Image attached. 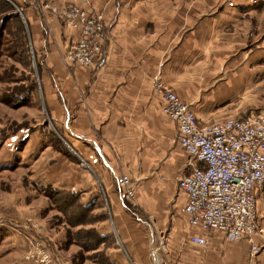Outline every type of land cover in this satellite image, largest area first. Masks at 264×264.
I'll use <instances>...</instances> for the list:
<instances>
[{"label":"crops","instance_id":"1","mask_svg":"<svg viewBox=\"0 0 264 264\" xmlns=\"http://www.w3.org/2000/svg\"><path fill=\"white\" fill-rule=\"evenodd\" d=\"M90 1L103 15V53L96 63L98 78L90 74L80 80L76 71L70 73L71 80L83 82L84 92L63 94L58 88L50 106L61 140L72 152L70 158L58 150L57 180L65 187L73 184L84 204L108 208V220L121 232L131 264H264V240L258 242L260 252L252 254L246 241L190 227L186 216L176 212L184 204L176 185L190 171L188 155L152 86L153 77L160 79L192 106L200 124L247 116L250 107L225 108L262 83L251 59L262 55L261 44L245 49L251 41L248 18L253 10L234 0ZM45 12L36 9L35 19L29 17L37 20L36 38L49 60L55 59L53 42L61 53L66 45L59 20ZM56 63L47 61L50 67ZM205 92L213 94L211 103L203 101ZM200 101L209 109L201 110L203 102L196 104ZM216 107L219 111L211 110ZM38 150L46 151L42 144ZM42 167L49 180H56L48 174L51 166ZM122 175L131 180L132 201L121 196ZM261 189L256 191L259 198L264 196ZM175 195L172 210L169 202ZM192 235H205L208 243L196 244Z\"/></svg>","mask_w":264,"mask_h":264},{"label":"rangeland","instance_id":"2","mask_svg":"<svg viewBox=\"0 0 264 264\" xmlns=\"http://www.w3.org/2000/svg\"><path fill=\"white\" fill-rule=\"evenodd\" d=\"M36 1L0 0V264H33L26 255L37 244L70 264H131L121 232L108 220V208L96 210L92 202L84 204L73 184L65 187L57 180L58 150L70 158L72 152L61 140L55 124L57 117L50 106L59 96L58 88L63 94L78 93L79 89L84 92L83 82L71 80L72 73L76 71L75 77L80 80L91 74L95 80L98 67L69 65L53 41L51 51L56 53V60L45 59L36 38L37 20H31L37 15ZM234 1L254 12L248 18L251 41L245 49L261 44L262 55L251 59L262 83L253 84L225 109L250 107L251 112L264 111V0ZM232 60L231 57L225 62ZM47 61L57 62L58 67H50ZM52 76L57 79L56 85ZM156 79L153 77L152 86ZM205 94L203 101L211 103L213 94ZM204 102L200 109H209ZM79 135L87 139L84 134ZM41 144L46 149L43 153L38 150ZM43 165L51 166L48 174L56 180L48 179ZM260 193H264V186ZM176 195L169 202L170 209ZM256 198L258 214L264 220V196L259 198L257 193ZM176 212L180 213L178 208ZM257 225L252 241H238H246L250 248L255 244L259 253L258 242L264 240V230L259 219ZM8 245L12 251L5 249Z\"/></svg>","mask_w":264,"mask_h":264},{"label":"built area","instance_id":"3","mask_svg":"<svg viewBox=\"0 0 264 264\" xmlns=\"http://www.w3.org/2000/svg\"><path fill=\"white\" fill-rule=\"evenodd\" d=\"M35 7L59 20L65 62L85 68L99 62L105 28L102 13L94 10L90 0L36 1ZM153 90L160 98L162 114L175 123L177 142L188 155L190 171L177 178L176 186L184 197L180 212L189 226L221 233L230 241H252L259 219L256 191L264 186V111L200 124L192 106L159 79ZM119 189L121 196L133 200L128 176L122 175ZM190 239L202 246L208 243L205 235ZM40 246L26 255L33 264H70ZM257 249L255 244L250 248L252 254Z\"/></svg>","mask_w":264,"mask_h":264}]
</instances>
